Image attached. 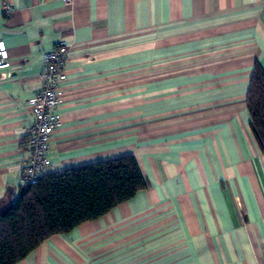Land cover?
I'll return each mask as SVG.
<instances>
[{"label":"crops","instance_id":"crops-1","mask_svg":"<svg viewBox=\"0 0 264 264\" xmlns=\"http://www.w3.org/2000/svg\"><path fill=\"white\" fill-rule=\"evenodd\" d=\"M0 38V208L19 195L30 99L59 40L45 174L129 154L148 181L16 264H264V152L246 104L264 0H0Z\"/></svg>","mask_w":264,"mask_h":264},{"label":"trees","instance_id":"trees-1","mask_svg":"<svg viewBox=\"0 0 264 264\" xmlns=\"http://www.w3.org/2000/svg\"><path fill=\"white\" fill-rule=\"evenodd\" d=\"M250 128L264 152V69L255 63L246 98ZM26 144V141H24ZM148 187L133 155L43 175L0 208V264H16L44 240L95 220Z\"/></svg>","mask_w":264,"mask_h":264},{"label":"built area","instance_id":"built-area-1","mask_svg":"<svg viewBox=\"0 0 264 264\" xmlns=\"http://www.w3.org/2000/svg\"><path fill=\"white\" fill-rule=\"evenodd\" d=\"M70 3L71 0H63ZM4 15L14 10L10 3L3 2ZM69 44L64 40L55 42L51 49L43 53V64L39 74L40 90L30 99L31 112L34 117L25 137L29 155L23 162L21 186L33 185L45 175L50 152L53 131L60 127L59 88L67 79L65 71ZM10 59L5 41L0 38V70L10 74Z\"/></svg>","mask_w":264,"mask_h":264}]
</instances>
